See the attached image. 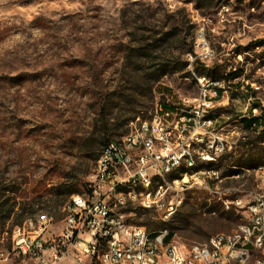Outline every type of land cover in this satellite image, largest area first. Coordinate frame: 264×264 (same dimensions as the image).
I'll return each instance as SVG.
<instances>
[{
	"label": "rangeland",
	"instance_id": "374dc122",
	"mask_svg": "<svg viewBox=\"0 0 264 264\" xmlns=\"http://www.w3.org/2000/svg\"><path fill=\"white\" fill-rule=\"evenodd\" d=\"M202 37L214 58L204 64L205 75L195 63L189 71L225 79L221 104L214 102L210 115L224 134L240 130L233 161L228 154L217 165L224 181L189 189L169 220L137 203L122 210L126 222L173 232L191 250L245 220L225 204L239 190L245 201L257 172L231 180L237 174L231 169L264 168V157L259 164L245 154L264 147V0H0V181L9 190L0 215V264L21 262L12 233L28 218L50 219L45 238L59 233L66 206L87 190L107 143L128 135L137 118L152 120L159 103L180 108L182 98L198 97L187 68L159 82L155 77L158 65L181 68L190 53L199 54ZM252 117L263 123L245 131L242 123ZM57 191L65 203L51 207ZM14 196L19 205L6 218Z\"/></svg>",
	"mask_w": 264,
	"mask_h": 264
},
{
	"label": "built area",
	"instance_id": "2783aa9c",
	"mask_svg": "<svg viewBox=\"0 0 264 264\" xmlns=\"http://www.w3.org/2000/svg\"><path fill=\"white\" fill-rule=\"evenodd\" d=\"M200 53L187 56L189 62L207 64L214 58L204 37L197 44ZM225 89L224 84H217ZM197 98L181 99L180 108H164L159 103L152 120H140L131 132L120 141L109 142L102 150L99 165L101 178L89 176L87 190L74 195L67 207V218L59 233L45 238L50 219L28 218L12 233L13 251L21 257L19 264H264V170H246L236 177L257 172L255 188L243 191L246 200L237 197L226 202L237 212L252 219L259 238L250 239L245 227L244 236L228 238L210 237L199 245V250L167 241L168 233L151 238L149 245H142L145 227L126 222L122 211L130 204H139L146 210L158 211L166 220L180 208V195L189 189H207V182H223L220 174L207 170L182 173L177 193H170L161 185V177L170 172L174 162L196 161V155L224 157L237 146L235 135L220 134L217 120L205 121V114H214L210 102L213 86L201 82ZM193 104V105H192ZM254 111V110H253ZM227 126V125H224ZM122 145L141 147V154H121ZM125 187H132V194H125Z\"/></svg>",
	"mask_w": 264,
	"mask_h": 264
},
{
	"label": "bare ground",
	"instance_id": "6f19581e",
	"mask_svg": "<svg viewBox=\"0 0 264 264\" xmlns=\"http://www.w3.org/2000/svg\"><path fill=\"white\" fill-rule=\"evenodd\" d=\"M193 63L195 62H189V65L192 66ZM196 77L199 78V80L196 81L198 89L201 88V82L204 83L205 86H213L214 93L210 94V102H216L221 96L220 91H224L223 87L217 84H224L225 79H210L205 76H196ZM205 121H214V118L210 114H205ZM222 131L223 129H220V134H224ZM121 154L127 156H135L137 154H141V147H133L132 145H122ZM221 158L222 157H215V156L203 157V155H196V161H189L188 164L187 162H174V164L170 165V172L164 173L162 175L161 185L167 186V188L170 189V193H177L176 184H178L179 180L182 179V173L195 172V170H207V172H210V174H220L217 165ZM97 165H99V160ZM259 170H264V168H260ZM246 176L248 177L249 175ZM246 176L236 177L235 174L228 179L241 180ZM92 178H101V171H95ZM212 184H214V182H207L208 190L210 185ZM125 194H132V187H125ZM182 203H183V194L180 195V207ZM45 217L46 216H40L37 219H45ZM240 226L245 227L246 233L247 235H249L250 239L259 238V229H255V223L253 222L252 219H247L245 217L244 222ZM233 236H244V229H236L232 233L218 234L213 237L228 238ZM151 238H160V233L159 234L151 233ZM168 241L175 242L174 239ZM149 242H150V233L142 232V245H149Z\"/></svg>",
	"mask_w": 264,
	"mask_h": 264
},
{
	"label": "trees",
	"instance_id": "16d2710c",
	"mask_svg": "<svg viewBox=\"0 0 264 264\" xmlns=\"http://www.w3.org/2000/svg\"><path fill=\"white\" fill-rule=\"evenodd\" d=\"M263 42H257V47L259 46V44H262ZM187 65L188 64H184L181 68H179L178 66H175L173 63H170L168 65H158L157 67V72H156V77H155V81L159 82L161 78H163L164 76L168 75V74H173V73H178L180 71H182L184 68H187ZM201 69V70H200ZM203 69V71H202ZM194 70L196 71V73H198L199 75H205L204 73L207 72V68L205 67L204 63H202L201 61L197 60L194 64ZM215 71V72H213ZM213 72V73H212ZM208 73H211L212 75H215L216 74V70H209ZM188 75L190 76V73H188ZM212 79H221V78H212ZM221 92V96L223 94V91H220ZM220 96V97H221ZM164 108L165 109H171V110H174L173 109V106L171 107H168L166 104H164ZM255 110V109H254ZM263 123V120L261 118H256V117H252L250 118L249 120H244V122L242 123V126H243V129L245 131H251L253 132V130H255L256 128H258L261 124ZM261 127V126H260ZM262 138H264L262 136ZM261 145L264 144V140L263 141H259ZM108 144V143H107ZM106 144V145H107ZM259 144V145H260ZM105 145V146H106ZM232 153L229 154V158L230 160L229 161H233L234 157L233 155H231ZM246 155L250 156V157H259V164H261V161L264 157V147L262 146H257V147H254L252 150L250 151H247L245 152ZM228 156L225 155L223 158H221L220 160L223 161L225 159V157ZM220 161V163H221ZM242 163L244 164V162L242 161ZM264 166V165H262ZM229 167H234V166H228ZM260 167V166H259ZM258 168V167H257ZM241 169L243 168H237L235 170L231 169L230 173L233 174V173H238L241 171ZM246 169H256V168H246ZM230 174V175H231ZM4 181H0V215L3 213V203L5 201V197H6V193L9 192L8 189L4 188ZM71 193H74V192H71ZM63 196V194L61 192H58L55 194V201L53 203L49 202V204L51 205V207L53 205H58V206H62L64 203H65V200H61V197ZM11 205L9 207V209L7 210L6 212V218H9L12 214H14L16 208L18 207L19 203L17 201V197L14 196L13 198H11ZM34 204H31V208H34ZM27 206H21L20 207V210H21V221L25 219V213H27ZM174 237V233L173 232H169L168 236H167V241L168 240H172Z\"/></svg>",
	"mask_w": 264,
	"mask_h": 264
},
{
	"label": "crops",
	"instance_id": "0c3cea01",
	"mask_svg": "<svg viewBox=\"0 0 264 264\" xmlns=\"http://www.w3.org/2000/svg\"><path fill=\"white\" fill-rule=\"evenodd\" d=\"M217 104L220 105L221 104V101L218 100Z\"/></svg>",
	"mask_w": 264,
	"mask_h": 264
}]
</instances>
